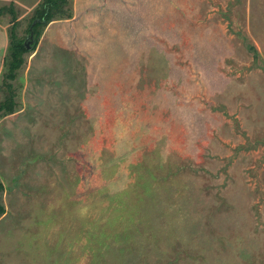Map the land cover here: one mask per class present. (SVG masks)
Segmentation results:
<instances>
[{
	"label": "rangeland",
	"instance_id": "obj_1",
	"mask_svg": "<svg viewBox=\"0 0 264 264\" xmlns=\"http://www.w3.org/2000/svg\"><path fill=\"white\" fill-rule=\"evenodd\" d=\"M84 3L54 91L24 96L41 25L0 119V264H264V0ZM39 4L0 15L24 43Z\"/></svg>",
	"mask_w": 264,
	"mask_h": 264
},
{
	"label": "crops",
	"instance_id": "obj_2",
	"mask_svg": "<svg viewBox=\"0 0 264 264\" xmlns=\"http://www.w3.org/2000/svg\"><path fill=\"white\" fill-rule=\"evenodd\" d=\"M95 1L96 0H86V3H84V6L87 7L88 9H84V14L82 18L85 17L87 18V20L84 22L87 25H89L87 28L97 27V25L99 26V24L103 25L104 22L102 23L99 22L97 18L99 19L101 18L103 21V19L110 18L111 16L109 11L107 12L104 11L102 13L95 9L90 10V7L93 6L92 4L90 5V3H95ZM143 1H147V0H143ZM149 1H153V0H149ZM161 1L163 0H160V2ZM256 1H260V0H256ZM11 2L19 6H22L23 8L32 9L36 7L41 2V0H0L1 3L0 7H3L7 3H11ZM76 19H77V13L72 18H68L65 20L56 19L50 22L48 24L47 32L45 35L46 38H48L49 43L46 44L45 48H43L42 50L40 48H37V50L32 54L29 60L28 68L26 71V76L28 79V88L26 90V93H24V96H25V100L28 99V104L33 106V108L35 107L36 102L35 100H33V98L32 100H30L29 98L32 96L39 97V95H41V91H45L47 92V95L48 94L50 95L52 91H54L53 85L51 83L56 79L58 81L60 79L59 77H57V73H59L61 76L65 75L66 71L63 69L64 67L58 69L56 53L58 51V48H60V46H63L64 49L74 48V43L72 40L73 39L72 28ZM56 26L64 27L63 33L60 34L64 41L66 39L69 40L68 43L65 42L59 43L58 38L56 40L55 33L53 35L51 34L53 30H56V28L57 31L59 30V28ZM9 44H10L9 25L5 23L0 17V78L3 73L4 58L8 53ZM21 112L23 111H17L13 114L5 116L4 118H6L5 120L11 119L14 116L20 114ZM2 199H3V194H2ZM5 214L6 212L0 218H2Z\"/></svg>",
	"mask_w": 264,
	"mask_h": 264
},
{
	"label": "trees",
	"instance_id": "obj_3",
	"mask_svg": "<svg viewBox=\"0 0 264 264\" xmlns=\"http://www.w3.org/2000/svg\"><path fill=\"white\" fill-rule=\"evenodd\" d=\"M14 7V4H12ZM1 7L0 15L3 13L14 14L13 7ZM71 0H41L39 7L36 9L35 19L39 21L34 26L35 41L32 45V50L36 47L39 36L37 27L41 25H48L50 22L58 19L56 16L61 14V18L70 17ZM9 8V9H8ZM34 19V20H35ZM32 25V23H31ZM31 25L28 33L30 34ZM10 44L8 53L4 58V70L1 89L4 92V98L0 100V119L3 116H7L15 113L18 110L19 102L17 100L19 95V88H16L15 82L18 79V73L25 64V56L31 51L24 43L23 39H19L15 34L14 27L10 29ZM4 192V184L0 178V217L6 212V208L3 203L2 194Z\"/></svg>",
	"mask_w": 264,
	"mask_h": 264
},
{
	"label": "water",
	"instance_id": "obj_4",
	"mask_svg": "<svg viewBox=\"0 0 264 264\" xmlns=\"http://www.w3.org/2000/svg\"><path fill=\"white\" fill-rule=\"evenodd\" d=\"M39 21V19H35L31 25V29H30V34L28 36V41L25 43L26 47L28 49H32V43L35 41V30H34V26L36 25V23Z\"/></svg>",
	"mask_w": 264,
	"mask_h": 264
}]
</instances>
